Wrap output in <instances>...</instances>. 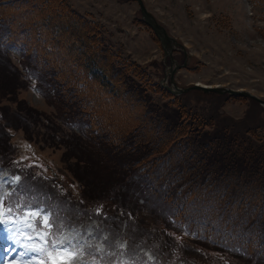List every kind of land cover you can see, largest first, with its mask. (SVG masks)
Wrapping results in <instances>:
<instances>
[{
    "label": "trees",
    "instance_id": "1",
    "mask_svg": "<svg viewBox=\"0 0 264 264\" xmlns=\"http://www.w3.org/2000/svg\"><path fill=\"white\" fill-rule=\"evenodd\" d=\"M13 48L72 129L63 158L73 157L71 175L82 181L81 189L60 182L59 192L30 169L15 168L21 199L45 206L58 226L95 219L110 241L125 237L124 264H264V141L255 148L246 137L252 129L212 126L185 109L179 95L152 81L147 66L117 58L98 25L67 0H0V55L9 60ZM164 94L172 100L160 101ZM109 107L127 119L114 118ZM8 126L0 121V141ZM4 143L0 162L11 169Z\"/></svg>",
    "mask_w": 264,
    "mask_h": 264
},
{
    "label": "rangeland",
    "instance_id": "2",
    "mask_svg": "<svg viewBox=\"0 0 264 264\" xmlns=\"http://www.w3.org/2000/svg\"><path fill=\"white\" fill-rule=\"evenodd\" d=\"M67 1L71 7L98 25L104 39L112 46L114 54L118 55L117 58L127 64L147 66L152 81H160L163 78V51L152 31L141 22L136 0ZM143 2L186 50L187 67L178 69L174 74L177 85L183 87L199 82L234 89L242 88L264 98V0ZM8 56L9 60L0 55V121L3 127L9 124L5 127L0 146L3 147L6 142L11 148L7 155L11 169H8L17 174L18 171L13 169L28 168L39 181L53 183L59 192H62L61 183L64 187L67 185L81 189L82 181L74 178L69 168L75 160L73 157H69L67 161L63 158L65 149L62 145L66 138L71 139L68 133L72 129L58 120L56 108L51 100H47L37 90V80L31 71L26 72L22 68L21 56L16 51H10ZM174 56L179 57L178 63H182V48L177 49ZM145 81L149 86L148 80ZM171 98L164 94L159 100L171 101ZM159 100L155 99L156 102L162 103ZM178 101L188 106L185 109H196L212 126L215 122L216 126L224 125L234 131L252 129L246 137L253 141L255 148L256 144L264 141V107L257 102L224 95H200L194 91L179 95ZM107 110L114 118L127 119L122 110L119 111L115 107H109ZM78 166H82V163L75 164L74 168L78 170ZM9 170H4L0 162V195L7 194L10 187L17 183L15 178L18 175H12ZM98 193L99 191H95V194ZM138 201L142 202V199L139 198ZM18 214L17 220L22 219L20 214L21 217L18 218ZM15 227L13 225V229ZM71 228H75V232H72ZM167 232L171 235L177 234L178 238H186L182 232L171 228ZM6 234L8 233L0 228V236L6 239ZM106 234L104 232L105 236ZM27 235L25 232L24 238ZM99 235L100 229L93 219L84 220L78 225L72 224L61 234L62 237H74V243L79 241L81 247L75 250L83 249V264H100L83 258L86 254L84 251L88 250L89 246L103 250ZM119 237H116V244L124 248L126 238ZM24 238L21 243L25 242ZM188 242L191 241L188 239ZM194 246L193 243L190 248ZM14 248L16 251L7 253V259L0 261V264H39L38 258H21L19 253L22 249L19 246ZM145 252L150 257V252ZM216 255L227 259V256L220 253ZM42 259L45 264H63L62 258L55 253L52 259L48 256ZM230 260L237 261L235 258ZM75 264H79V261ZM178 264L184 263L182 261Z\"/></svg>",
    "mask_w": 264,
    "mask_h": 264
},
{
    "label": "snow or ice",
    "instance_id": "3",
    "mask_svg": "<svg viewBox=\"0 0 264 264\" xmlns=\"http://www.w3.org/2000/svg\"><path fill=\"white\" fill-rule=\"evenodd\" d=\"M17 176L15 180L20 181ZM11 193L0 195V228L5 233H11L7 239L12 240L14 244L22 250L19 255L21 258L39 259V264H45L42 257L47 254L52 259L53 253L59 255L63 264H83L81 251L75 249L80 248L79 241H74L72 236L60 235L61 229L70 226V221H65L62 225L56 224V216L52 212H46L35 203H12L10 202ZM99 211V209L97 210ZM19 213L22 219L17 220L16 214ZM13 225L16 227L13 229ZM75 232V228L70 229ZM28 235L24 238V233ZM24 238L25 242L21 243ZM16 251V248H12Z\"/></svg>",
    "mask_w": 264,
    "mask_h": 264
},
{
    "label": "water",
    "instance_id": "4",
    "mask_svg": "<svg viewBox=\"0 0 264 264\" xmlns=\"http://www.w3.org/2000/svg\"><path fill=\"white\" fill-rule=\"evenodd\" d=\"M136 1L139 6L142 21L144 22V24L150 27L159 41V44L163 51L162 61L165 62L167 58L170 60L169 65L165 64L164 76L160 79V84H162L170 93L178 95L194 89L201 90L203 92H215L217 94L228 93L233 96L251 98L253 100H256L261 106H264V98H260L250 91L242 88L234 89L227 86L206 85L198 82L183 87L177 85L174 74L178 69L183 68L187 65V60L185 57L184 62L178 63L177 60L173 57V51L174 49L179 47L182 48L184 54H186V50L184 49L183 45L179 43L172 35H170L165 27L160 22H158L155 16L146 8L143 0Z\"/></svg>",
    "mask_w": 264,
    "mask_h": 264
}]
</instances>
